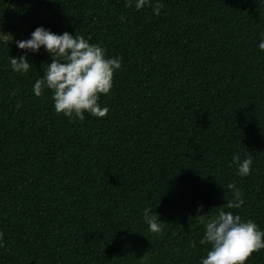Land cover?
<instances>
[{
    "label": "trees",
    "instance_id": "obj_1",
    "mask_svg": "<svg viewBox=\"0 0 264 264\" xmlns=\"http://www.w3.org/2000/svg\"><path fill=\"white\" fill-rule=\"evenodd\" d=\"M160 3L157 16L125 0H0L13 36L0 43V264H199L219 211L264 229V0ZM38 26L121 58L104 117L70 121L49 91L31 92L50 62L42 49L11 71L15 41ZM233 154L251 157L248 176ZM246 264H264V249Z\"/></svg>",
    "mask_w": 264,
    "mask_h": 264
},
{
    "label": "clouds",
    "instance_id": "obj_2",
    "mask_svg": "<svg viewBox=\"0 0 264 264\" xmlns=\"http://www.w3.org/2000/svg\"><path fill=\"white\" fill-rule=\"evenodd\" d=\"M126 7L136 10L151 7L153 15H160L163 5L160 0H125ZM13 40L12 34L0 32V43ZM16 47L22 50L19 57L9 56L8 64L12 72L24 74L30 70L28 55L41 49L50 57L46 67L42 64L43 75L32 84L31 92L39 97L45 90L51 93L53 109L70 121L84 120L85 114L97 118L104 117L108 108L99 103L101 95H108L113 87L114 73L121 69L119 56H106L105 48L99 43H90L83 36L64 31L52 32L44 26L36 27L27 39L16 40ZM264 52V39L257 45ZM235 174L246 177L250 174L252 159L233 154ZM232 199L227 201L229 209L243 204L241 190L229 183ZM202 205L197 207L200 212ZM205 215H197L203 218ZM142 222L147 230L159 233L162 220L150 208L142 211ZM199 244L208 245L206 254L199 264H246L249 256L264 249V229L251 219H242L232 211H219L203 223V235ZM147 260V257H142Z\"/></svg>",
    "mask_w": 264,
    "mask_h": 264
}]
</instances>
